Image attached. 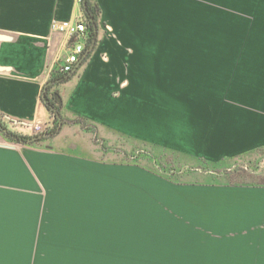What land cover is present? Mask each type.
I'll use <instances>...</instances> for the list:
<instances>
[{
	"label": "crops",
	"instance_id": "crops-1",
	"mask_svg": "<svg viewBox=\"0 0 264 264\" xmlns=\"http://www.w3.org/2000/svg\"><path fill=\"white\" fill-rule=\"evenodd\" d=\"M97 2L90 55L53 79L75 39L52 22L78 19L81 4L0 0L2 120L26 135L51 125L44 87L60 120L31 143L0 131V264H264V183L162 179L260 168L264 0ZM202 38L228 44H180ZM143 144L156 153L132 161L129 150ZM160 151L178 155L163 167L179 172L150 168ZM146 191L178 229L211 237H123L122 199Z\"/></svg>",
	"mask_w": 264,
	"mask_h": 264
},
{
	"label": "rangeland",
	"instance_id": "rangeland-1",
	"mask_svg": "<svg viewBox=\"0 0 264 264\" xmlns=\"http://www.w3.org/2000/svg\"><path fill=\"white\" fill-rule=\"evenodd\" d=\"M184 39H181L180 44H186V45H201V46H211V45H226L228 44V39H211V38H202V39H185V43L183 42ZM231 44H234V39H231ZM32 132H34L32 130ZM7 142H13V140L6 139ZM16 141V140H14ZM18 142V141H16ZM123 146L127 149L130 147L128 144L123 143ZM133 150H129L130 154L134 156L132 161L134 162H140V163H145L147 161V156H149L147 153H156V151L151 148H148L146 145H134ZM158 152V151H157ZM178 156V155H177ZM176 155L172 156V153L169 151H160L159 157L157 159L161 160L160 165L157 166V164H153L152 161L147 162L150 165V168L153 170L155 169L158 173L160 174H165V173H172V172H179L178 170L175 171V169L171 171V168H164L163 166H166L168 161H175L176 160ZM124 157H127V155H124ZM254 157V156H253ZM253 157H251L253 159ZM128 158V157H127ZM240 160H242V157H240ZM165 162V163H164ZM152 163V164H151ZM242 161H238L237 164L240 166H236L239 168V170L242 171ZM259 163V164H258ZM255 164L260 165V168L255 167V169H258L255 174L253 172L247 173V175H242L241 176H236L235 174H231L230 177H214L210 175H201V174H187L183 177V175L179 174L177 177H162V179H177V180H182V181H217V180H224L225 181H231V182H262L264 183V157L261 159L260 156L259 158L256 159ZM152 165V166H151ZM231 167L232 165H227L226 167ZM149 192L146 191L144 195L140 193L139 197H127L122 199V213L118 216L120 217L117 219V221H120L123 230L118 231L119 234H121L123 237H139L140 239H148V237L153 238L152 236H166V237H193L194 234H196L197 237H205V238H210L211 233L208 232V235H205V231H198L199 229H194L195 227L192 226L190 228H187L188 230L184 231L182 230V227L178 229V221L176 219H173V215L169 214H164L162 211L163 209L159 206L162 202L161 199L155 198V197H150L146 196L148 195ZM162 210V211H161ZM170 211V210H169ZM178 215V214H177ZM187 219L189 217V213H182L181 215L179 214L178 220H181L183 216ZM114 215L107 214L106 218L107 221L113 222L114 220L111 219V217ZM195 216H193L194 218ZM175 218V217H174ZM188 220V219H187ZM204 220L206 222V216L204 217ZM189 221V220H188ZM204 222V223H205ZM181 223V222H178ZM138 225V230H130L129 226ZM154 227V228H153ZM167 231V233H166ZM181 234V235H180ZM199 234H202V236ZM128 251V247H123ZM99 251H101V247L97 248ZM106 248H104L105 250ZM101 253H104L101 251Z\"/></svg>",
	"mask_w": 264,
	"mask_h": 264
},
{
	"label": "trees",
	"instance_id": "trees-1",
	"mask_svg": "<svg viewBox=\"0 0 264 264\" xmlns=\"http://www.w3.org/2000/svg\"><path fill=\"white\" fill-rule=\"evenodd\" d=\"M81 4L82 9V17L84 20V31H83V39H84V50L83 52H86L87 55L85 59L90 55L91 52V46L96 44L97 41V34L99 29V17H100V7L97 2V0H81L79 2ZM56 74V75H55ZM65 73L60 72H54V76L52 77L55 79V77L59 76V78L64 79ZM45 88V89H44ZM43 89V101L44 104L47 106L51 114L53 115V124L49 129H46L45 132L41 134H54L58 127L60 126L59 123V111L58 108L55 106L54 102H52L48 96L46 95V87ZM0 131L3 133V135L10 139V140H16L18 142L22 143H31L40 141L41 138L37 137L36 135H26V134H19L12 132L9 130L6 126V124L2 120V115L0 113Z\"/></svg>",
	"mask_w": 264,
	"mask_h": 264
},
{
	"label": "built area",
	"instance_id": "built-area-1",
	"mask_svg": "<svg viewBox=\"0 0 264 264\" xmlns=\"http://www.w3.org/2000/svg\"><path fill=\"white\" fill-rule=\"evenodd\" d=\"M80 2L81 0H76ZM52 30L64 35L67 39L74 38L75 41L69 47V50L64 58V60L56 67L52 73H68L72 70L74 64L78 61L79 56L83 53L84 50V20L80 16L75 20H60L52 22ZM53 124V123H52ZM52 124L44 123H34L33 125V135H38L49 129Z\"/></svg>",
	"mask_w": 264,
	"mask_h": 264
},
{
	"label": "flooded vegetation",
	"instance_id": "flooded-vegetation-1",
	"mask_svg": "<svg viewBox=\"0 0 264 264\" xmlns=\"http://www.w3.org/2000/svg\"><path fill=\"white\" fill-rule=\"evenodd\" d=\"M48 98L53 102V97L52 96H48Z\"/></svg>",
	"mask_w": 264,
	"mask_h": 264
},
{
	"label": "water",
	"instance_id": "water-1",
	"mask_svg": "<svg viewBox=\"0 0 264 264\" xmlns=\"http://www.w3.org/2000/svg\"><path fill=\"white\" fill-rule=\"evenodd\" d=\"M45 89V88H44ZM37 137L41 136V135H36Z\"/></svg>",
	"mask_w": 264,
	"mask_h": 264
}]
</instances>
